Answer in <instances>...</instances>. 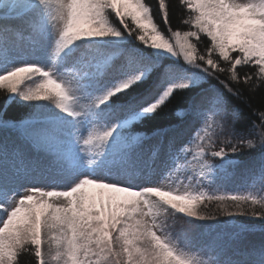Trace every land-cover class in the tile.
Returning a JSON list of instances; mask_svg holds the SVG:
<instances>
[{
  "label": "snow or ice",
  "instance_id": "obj_1",
  "mask_svg": "<svg viewBox=\"0 0 264 264\" xmlns=\"http://www.w3.org/2000/svg\"><path fill=\"white\" fill-rule=\"evenodd\" d=\"M178 5L188 30L171 26L166 0L156 13L147 0H0V264H264V243L224 258L243 226L197 242L165 219L215 221L198 211L205 200L264 208V106L245 128L229 102L242 86L264 93V0ZM165 115L170 127H137ZM245 148L259 152L246 179L260 198L204 191L233 178Z\"/></svg>",
  "mask_w": 264,
  "mask_h": 264
},
{
  "label": "trees",
  "instance_id": "obj_2",
  "mask_svg": "<svg viewBox=\"0 0 264 264\" xmlns=\"http://www.w3.org/2000/svg\"><path fill=\"white\" fill-rule=\"evenodd\" d=\"M147 2L152 6L154 13L158 12V0H147ZM166 2L169 4L170 6V16H171V26L175 29L177 27L182 28L183 30H188L189 26L187 25H183L182 20L184 19H188V15H187V10L181 8L178 5V0H166ZM110 19L112 20V22L114 24H116L117 26H119V21L115 18V16H111ZM154 22L157 23L159 25L160 30H162L165 35H168V30H167V26L163 25L162 19L160 18L159 15H154ZM130 23V21H129ZM192 30H195V28H192ZM193 42L197 44V49L198 51H200L201 53H203L206 49H205V44L207 43V38L206 36H204L203 34H201V38L199 41H196L195 38H193ZM146 51H151L146 50ZM233 56L236 55V53H232ZM162 65L167 66L168 64H172L175 65L177 62L176 61H172L170 58L166 61H162L161 62ZM221 66H223V62L220 61ZM193 72H195L196 70H191ZM237 71L240 73L241 75V79H243V76L246 72H248V69L245 68L243 71L240 70L239 66ZM207 83V82H205ZM257 83H259V81H257ZM241 92L243 93V95L240 98H237L235 96H232L230 99V105H232L233 107H238L239 111H240V116L241 119L240 121H238V124H242L245 128L250 127L251 124L253 122L255 123H259L258 120V116H259V111L262 110V106H264V93H262L261 91L257 90L254 94L249 92L247 90L246 86H242L241 87ZM7 95L5 89L0 88V100H2L4 98V96ZM54 108V105H53ZM56 111H59L58 109H55ZM172 115H165L160 117L159 119L155 120V121H150L145 123L144 121H140V124L137 126L139 130L144 131L146 133H148L149 135L151 134L152 131H154L156 129V127L160 126V127H170V121H171ZM223 139V137H221V140ZM256 140H258V137H255ZM257 156H259V152L258 149H243L241 152H239L238 154H236L235 157H233L234 159H236L239 162H245L249 159H253L256 158ZM216 189V188H215ZM215 191H213L212 193H214ZM258 199L260 198V195L256 196ZM218 201L213 200L212 203H215ZM236 207L234 202L232 201H223L221 203V209L214 210V213H212L211 215H215L218 218H220L217 223L219 224H224V222L226 221V219L224 217L222 212L226 210V208L230 209V208H234ZM240 209H245V210H254L255 212H257V215L261 214L260 212H264V208L261 207L260 204H256L253 205L252 203H241L240 204ZM262 209V210H256V209ZM247 217H250L251 215L247 214L245 215ZM240 219H242L241 217H239ZM240 219H236V223L238 224H243L244 226H256V224L252 221H242ZM248 220H252L251 218H247ZM218 226L217 224H213V227H209L207 232L209 233H218L223 231L221 228L216 227ZM21 264H34V261L32 260L31 257H27V256H23L21 258Z\"/></svg>",
  "mask_w": 264,
  "mask_h": 264
},
{
  "label": "rangeland",
  "instance_id": "obj_3",
  "mask_svg": "<svg viewBox=\"0 0 264 264\" xmlns=\"http://www.w3.org/2000/svg\"><path fill=\"white\" fill-rule=\"evenodd\" d=\"M40 59H41V61H43L42 56L40 57ZM20 87H25V84L20 86ZM44 103H48V102H44ZM146 147H147V145H146ZM189 159H190V157H189ZM259 159L260 158L254 160L255 164L253 166L251 165L248 168H245L244 170H239V172L242 171L241 172L242 174L239 173L235 177L234 183L232 181H230L229 183H226L224 185V187L232 188V186L236 185L238 187L239 191H241V192H245V191L256 192L258 189V185L256 186L255 189L251 188L250 187V181H248L246 179V177L248 174V170H251L254 166L258 165ZM153 163H154V166L158 170H160L162 168L161 159L157 158L153 161ZM183 171H188V170L183 169L182 172ZM214 181L215 180H211V178L208 181H202L203 189L204 188H210L213 185ZM194 187H196V186L194 185ZM221 203H222L221 201H218L215 203H201L198 205V211L203 215L211 216V214L214 213V210L218 211L219 209H221ZM249 203H251V202H249ZM256 210H262V209L258 208ZM172 211L173 210L169 209L170 213H172ZM225 211H231L234 213H238L240 211H247L248 214L251 215V212L254 210H245V209H240V208L234 207V208H230V209L226 208ZM260 213H264V212H260ZM224 216H226V215H224ZM257 216H259V215H257ZM239 217H241L242 219H240ZM224 218L226 219V221H231V220L235 221L236 219H240L242 221H252L256 224V226L260 227V230L263 231L261 234L257 235V233H258L257 228L256 227L250 228L248 231L251 234V237H249V239H248V240H250V243L249 244L245 243V245H243V246L240 245V241H244L242 236H241L239 243L236 246V248L234 250L233 249L229 250L227 254H230V252L236 253L239 251L240 255H238V256L243 258L251 250L259 248L261 243H264V236H263L264 235V221H259L256 217H253L252 215L250 217H247L245 215H235L233 217L226 216ZM247 218H251L252 220H248ZM165 219H166L167 224L170 226L171 231L174 234L181 235V236L187 235L189 238L194 239L197 242L201 241V236H200V232L202 229V227L200 226L201 223L205 224V222H209V221H196L195 218H192L193 223L188 224V223H186V220L188 218L185 217L184 214H180V213L171 214V215L165 217ZM219 219L220 218L217 217V219L215 221H210V222H217ZM52 235L53 236L56 235L55 229L52 230ZM49 243H51L50 238H49L48 243L43 244V247H44L45 251H50L51 254L54 255V252H55L54 244H53L52 249L49 250V246H48ZM233 257H236V256H233ZM52 264H55V262L53 261Z\"/></svg>",
  "mask_w": 264,
  "mask_h": 264
}]
</instances>
